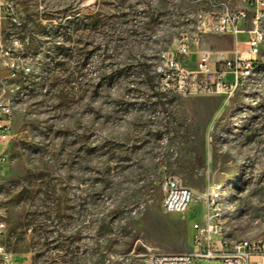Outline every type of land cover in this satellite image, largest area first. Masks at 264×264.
Segmentation results:
<instances>
[{
    "label": "rangeland",
    "instance_id": "374dc122",
    "mask_svg": "<svg viewBox=\"0 0 264 264\" xmlns=\"http://www.w3.org/2000/svg\"><path fill=\"white\" fill-rule=\"evenodd\" d=\"M226 6L253 16L244 0H18L2 34L21 39L18 60L32 68L11 79L0 62V92L15 106L0 147L10 156L6 264H141L152 251H195L205 205L165 213L169 175L198 191L220 182L230 238H264V44L229 99L165 91L157 72L167 52L189 68L200 49L232 56L228 34H203L189 55L177 48L199 14Z\"/></svg>",
    "mask_w": 264,
    "mask_h": 264
},
{
    "label": "built area",
    "instance_id": "2783aa9c",
    "mask_svg": "<svg viewBox=\"0 0 264 264\" xmlns=\"http://www.w3.org/2000/svg\"><path fill=\"white\" fill-rule=\"evenodd\" d=\"M253 10L251 17L248 8L226 6L217 15L199 14L198 31L193 34H181L178 41V52L189 55L203 34L218 33L234 37L235 48L232 56L226 50L200 49L195 68H189L173 54L163 55L162 63L157 72L165 91H173L183 95L221 94L231 98L246 82L248 69L261 53L264 44V0H244ZM18 0H0V62L9 69L8 78H14L19 71L29 73L31 65L18 62L22 42L12 35L5 40L2 34L4 20L16 18ZM250 20L251 24L245 23ZM240 36L245 39L240 40ZM244 43L245 50H241ZM17 83H11L15 90ZM8 99L0 92V147L10 140L14 121L15 106H8ZM6 148V147H4ZM0 152V181L3 169L10 162L6 149ZM165 193L163 209L165 213H186L194 201L203 202L205 216L202 220L193 222V244L195 251L185 253H166L152 251L147 254L141 264H193L195 259H218L220 264H264V238L252 244L235 242L227 244L226 236L217 227V219L223 214L220 205V182L208 185L205 191H198L182 183L174 175L166 176L162 182ZM8 231V222L4 210L0 207V236ZM10 259L9 252L0 245V264H6ZM129 260V258H127Z\"/></svg>",
    "mask_w": 264,
    "mask_h": 264
},
{
    "label": "bare ground",
    "instance_id": "6f19581e",
    "mask_svg": "<svg viewBox=\"0 0 264 264\" xmlns=\"http://www.w3.org/2000/svg\"><path fill=\"white\" fill-rule=\"evenodd\" d=\"M256 61H257V59H255L253 61V64L251 65V69H248V73H247L246 79L254 71ZM18 62H19V60H18ZM8 106H14L13 99H8ZM221 192H222V186L220 184V205H221V208L224 209L223 203L221 201ZM217 227L220 229L221 232H223V235L226 236L227 244H235V242H241V243H244V244H252L253 242H258V241L261 240V239H253V238H250V239L232 240L230 238V236L228 235L227 230H226V226H225V222H224V212H223V214L220 215V218L217 219Z\"/></svg>",
    "mask_w": 264,
    "mask_h": 264
}]
</instances>
